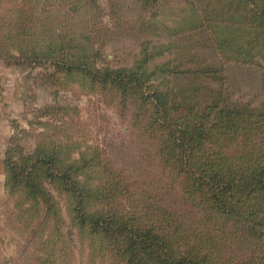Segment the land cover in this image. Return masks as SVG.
<instances>
[{
	"label": "rangeland",
	"instance_id": "rangeland-1",
	"mask_svg": "<svg viewBox=\"0 0 264 264\" xmlns=\"http://www.w3.org/2000/svg\"><path fill=\"white\" fill-rule=\"evenodd\" d=\"M263 8L264 0H0V66L14 70L0 168V264H124L91 216H139L142 202L162 198L169 208L172 199L147 87L62 72L52 58L135 74L166 94L172 114L197 94L206 101V81L256 106L264 103ZM207 65L217 78L190 73ZM49 167L69 171L80 191L56 172L48 178Z\"/></svg>",
	"mask_w": 264,
	"mask_h": 264
},
{
	"label": "trees",
	"instance_id": "trees-1",
	"mask_svg": "<svg viewBox=\"0 0 264 264\" xmlns=\"http://www.w3.org/2000/svg\"><path fill=\"white\" fill-rule=\"evenodd\" d=\"M52 61L62 72L84 71L120 88L133 81L146 86L144 99L155 106L158 134L153 139L158 166L171 177L169 208L155 198V204L139 205L144 211L139 216L137 210L116 211L92 215L90 221L96 232L110 236L124 264H264V103L236 100L222 85L206 81V101L197 94L194 103L173 105L182 110L172 114L164 92L126 70L101 72L62 57ZM190 73L214 79L220 71L207 65ZM5 162L11 169L9 157ZM55 172L67 188L80 191L69 171L49 167L48 178ZM83 213L80 209L79 219L86 224Z\"/></svg>",
	"mask_w": 264,
	"mask_h": 264
},
{
	"label": "crops",
	"instance_id": "crops-1",
	"mask_svg": "<svg viewBox=\"0 0 264 264\" xmlns=\"http://www.w3.org/2000/svg\"><path fill=\"white\" fill-rule=\"evenodd\" d=\"M14 70L7 66H0V110L4 112L0 114V168H4V156L6 143L10 132L7 128V118H5V112L7 108L9 86L12 84V77ZM8 112V111H7ZM2 171H0L1 175Z\"/></svg>",
	"mask_w": 264,
	"mask_h": 264
}]
</instances>
